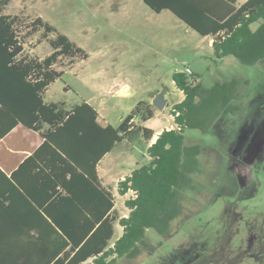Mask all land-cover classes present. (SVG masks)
Segmentation results:
<instances>
[{"label": "trees", "instance_id": "16d2710c", "mask_svg": "<svg viewBox=\"0 0 264 264\" xmlns=\"http://www.w3.org/2000/svg\"><path fill=\"white\" fill-rule=\"evenodd\" d=\"M9 2L0 0V137L21 123L43 140L11 173L0 167V264H115L119 257L138 256L147 246V228L165 233L178 214L181 190L192 186L189 173L197 170L201 145L185 146V128H201L234 111L231 99L239 81L215 83L203 95L193 71L194 84L182 71L172 73L184 94L170 109L174 126L146 147L148 161L117 182L119 195L134 191L124 200L127 215L120 216L97 163L117 142L151 140L155 131L141 123L153 117L154 106L139 101L114 126L85 101L71 106L46 101V90L64 68L88 54L41 16L4 13ZM143 2L155 12L169 10L210 37L216 58L232 55L252 64L264 56V0ZM36 34L38 44L46 41L51 48L43 57L23 52ZM135 118L140 122L133 123ZM116 223L122 232L113 239Z\"/></svg>", "mask_w": 264, "mask_h": 264}, {"label": "rangeland", "instance_id": "374dc122", "mask_svg": "<svg viewBox=\"0 0 264 264\" xmlns=\"http://www.w3.org/2000/svg\"><path fill=\"white\" fill-rule=\"evenodd\" d=\"M4 13L41 16L88 54L64 68L49 86L47 101L70 105L101 94L109 84L127 86L124 96L105 93L106 110L93 102L114 126L139 101H147L156 114L145 126L173 127L170 108L182 97L172 80L174 71H193L206 90L203 95L215 83L238 80L231 99L234 111L204 121L201 128L184 130L185 146L199 144L201 150L197 170L189 173L192 186L181 190L178 214L168 230L147 228L141 254L119 257L115 264H264V172L248 171L249 162L262 157V131L252 133L244 148L230 151L251 126L264 125V56L252 64L232 55L216 58L208 36L167 9L151 10L143 0H10ZM38 36L25 50L35 46L36 54L44 56L51 48L46 41L38 44ZM159 98L165 102L162 108L156 106ZM146 145L139 137L117 142L99 164L101 179L116 195L120 216L128 213V195L116 192L117 178L148 161ZM249 175L247 184L238 182ZM119 234L117 225L113 239Z\"/></svg>", "mask_w": 264, "mask_h": 264}, {"label": "crops", "instance_id": "0c3cea01", "mask_svg": "<svg viewBox=\"0 0 264 264\" xmlns=\"http://www.w3.org/2000/svg\"><path fill=\"white\" fill-rule=\"evenodd\" d=\"M239 3H242L240 2V0H238ZM11 14H14V13H11ZM209 42L211 43L212 40L210 39L209 37ZM25 45H24V49H23V52L25 53ZM27 52H29L30 54H33V55H37L39 57H43V56H40L38 54H36L35 52V48H31L29 50H27ZM45 56V55H44ZM51 85V84H50ZM49 85V86H50ZM112 87H113V92H112ZM117 87V86H116ZM119 87V88H118ZM117 88H114V85L112 84H109L108 86H105L104 87V90L101 94H94L92 96H90L88 99H83L82 101H85L89 104H91L93 107H95L93 105V102L94 103H98L99 105L101 104L104 108V110H106L105 108V105L107 103V98L108 96L107 95H113L114 93H116L118 96H124V95H127L128 94V91H127V86H125V84H122L121 86H118ZM126 87V88H125ZM68 87H66L67 89ZM125 88V89H124ZM49 89V87H48ZM47 89V90H48ZM106 89V91H105ZM124 89V90H123ZM46 90V92H47ZM179 90V89H178ZM125 91V92H124ZM180 93L182 94V97L180 100L183 99L184 97V94L181 90H179ZM45 92V94H46ZM105 93H107V95H105ZM107 96V97H106ZM101 99V100H100ZM46 100V98H45ZM179 100V101H180ZM47 101V100H46ZM50 101V100H49ZM81 101V102H82ZM178 102V101H177ZM66 105H67V102L65 101ZM80 103V102H79ZM75 104V103H74ZM73 104H70L68 106H71ZM96 108V107H95ZM171 109V108H170ZM96 110L98 111L99 113V119L101 121H103L104 123H110L106 120V117H105V114H102L101 112H99V110L96 108ZM156 114V109H155V112H154V115L155 116ZM172 116V115H171ZM152 118V117H151ZM150 118V119H151ZM136 119V118H135ZM134 119V120H135ZM172 119H173V116H172ZM149 120V119H148ZM146 120V121H148ZM145 121V122H146ZM135 122V121H134ZM145 122H142L141 124H143L145 126ZM0 125H2V122L0 120ZM137 123V122H136ZM111 124V123H110ZM168 128V127H167ZM155 133L153 135V137L151 138V140H146L144 139L145 141H147V145L146 147L151 144L158 133H160V131L162 129H164V126L162 124H160L158 126V128H152ZM142 138V137H139V139ZM143 139V138H142ZM42 137L40 136L39 132L38 131H34L32 129H29V128H26L25 126H23L21 123L13 126L8 132L5 133V135H3L2 137H0V167L2 168L3 171H5L7 174L11 173L14 169L17 168V166L19 165V163L24 159L26 158L28 155H30L42 142ZM113 149V148H112ZM111 149V150H112ZM110 150V151H111ZM109 151V152H110ZM105 153L102 158L99 160V162L97 163V172H98V175H99V178L101 180V183L106 187L108 188L114 195V200L116 199V195L113 191V188L109 187V186H106L103 182V180L101 179V175H100V162L104 159V157L109 153ZM149 159V157H148ZM109 161V160H108ZM108 161H106V163L104 165H108ZM141 164V163H140ZM102 165V166H104ZM138 165V163H136V165L134 167H132L130 169V171L135 168L136 166ZM130 171L124 175H121L120 177L117 178V182L120 180V179H123L124 176H126L127 174L130 173ZM117 182H116V186H115V189H116V192H117ZM131 193L128 191L125 195H120V196H129ZM119 195V194H118ZM127 198V197H126ZM125 198V199H126ZM115 208V204H114V207ZM116 210V208H115ZM127 215V214H126ZM125 215V216H126ZM119 226V224H115V227L116 226ZM120 229H121V232H122V228L121 226H119ZM120 235V234H119ZM118 235V236H119ZM117 236V237H118Z\"/></svg>", "mask_w": 264, "mask_h": 264}, {"label": "flooded vegetation", "instance_id": "af4514ba", "mask_svg": "<svg viewBox=\"0 0 264 264\" xmlns=\"http://www.w3.org/2000/svg\"><path fill=\"white\" fill-rule=\"evenodd\" d=\"M259 130L262 131L263 133V148H262L263 154H262V157L256 158L255 160L249 162L248 171L251 172V174L255 170H258V171L262 170L264 172V125L259 126L258 123H255V126H251V129L249 128V130L245 131L243 134L238 136L237 140L234 143H232V149L230 150L231 153H235L238 148L240 149L244 148L248 143L250 135L254 133L255 131H259ZM250 175L246 177L245 180H243L240 176L237 177V178L242 179V180H238V182L242 181L244 184H247L248 181L250 180V177H251Z\"/></svg>", "mask_w": 264, "mask_h": 264}, {"label": "built area", "instance_id": "2783aa9c", "mask_svg": "<svg viewBox=\"0 0 264 264\" xmlns=\"http://www.w3.org/2000/svg\"><path fill=\"white\" fill-rule=\"evenodd\" d=\"M183 73H185L188 76V82L194 84L196 82L195 78H193L190 74H191V70H186V71H182ZM129 192L131 193V195H134V191L129 190Z\"/></svg>", "mask_w": 264, "mask_h": 264}, {"label": "water", "instance_id": "95a60500", "mask_svg": "<svg viewBox=\"0 0 264 264\" xmlns=\"http://www.w3.org/2000/svg\"><path fill=\"white\" fill-rule=\"evenodd\" d=\"M164 104H165V102H164V101H161L160 98H159L158 101L156 102V106H157V108H162Z\"/></svg>", "mask_w": 264, "mask_h": 264}]
</instances>
